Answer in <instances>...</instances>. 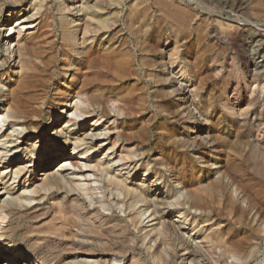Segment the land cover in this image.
Returning <instances> with one entry per match:
<instances>
[{
	"label": "bare ground",
	"instance_id": "obj_1",
	"mask_svg": "<svg viewBox=\"0 0 264 264\" xmlns=\"http://www.w3.org/2000/svg\"><path fill=\"white\" fill-rule=\"evenodd\" d=\"M27 1L0 0V21L5 22L0 40L8 45L7 53L0 51V264L26 260L27 264H206L205 254L211 248L239 262L243 241H229L214 216L199 211L204 204L222 202L217 197L219 181L202 180V171L217 169L215 164L222 159L219 153L212 162V150L240 147L238 141L218 134L217 146H196V138L194 146L188 138L171 135L156 139V145L165 148L159 157L152 158L146 149L154 135L151 122H142L148 101L142 62L148 65L150 59L142 54L146 45L142 26L152 19L151 7L138 8L141 1L135 0L127 15V31L121 27V0H110L115 6L109 8L99 0H38L37 5L32 0L30 9L22 7L16 14L5 9L7 4L21 6ZM161 1L159 14L166 22L189 32L193 19L189 7H170ZM242 2L227 8L231 20L249 6ZM16 17L21 21L18 26L11 23ZM25 24L31 25L24 32ZM32 24L35 30H30ZM247 31L230 39L248 45L251 73L264 72V54L258 57L264 49V30L252 26ZM168 62L167 71L161 67L154 72V80L166 88L178 82L180 72L174 69L176 59ZM186 68L181 69L183 80ZM179 83V92L191 96ZM167 90L169 95L175 93ZM224 96L221 110L231 109L232 115L217 125H237L238 97L228 91ZM200 116L193 124L200 122ZM80 125L91 128L78 129ZM45 129H50L47 136L42 134ZM194 150L195 158L190 154ZM98 152L114 157L107 161L92 157ZM180 152L189 155L179 158ZM64 161L57 172L50 171ZM67 164L80 176L64 174ZM142 175L144 179L139 178ZM148 176L155 177L159 186L169 182L174 193L156 198L163 188L153 193ZM175 184L183 191H177ZM170 212L181 222L169 220ZM172 232L182 239L186 253L179 252ZM74 252L82 253L81 258L67 261Z\"/></svg>",
	"mask_w": 264,
	"mask_h": 264
},
{
	"label": "rangeland",
	"instance_id": "obj_2",
	"mask_svg": "<svg viewBox=\"0 0 264 264\" xmlns=\"http://www.w3.org/2000/svg\"><path fill=\"white\" fill-rule=\"evenodd\" d=\"M31 1L32 0H28L21 6L10 3L5 6V9H9L16 14L22 7L25 8L26 6V8L30 9L31 4L29 2ZM35 1L37 2H35L34 5H37L38 0ZM134 1L135 0H121V5H119L120 7L118 6L122 11L121 27H124L127 31H129L128 24L130 21V18L127 20V17H129L127 15L135 8L133 6ZM140 1L141 3L138 8L151 7L150 13L152 17V19L148 21L149 24L142 26V41L143 44H146L145 51H142V54L150 58L148 63V65L150 64L149 66L146 64L144 65L142 62V85L144 86V92H146V97L148 99L146 108L144 107L145 109H142V122L148 124L151 122L149 127L154 135L152 137V143L148 145L146 149H150L152 158H155V156L159 157L161 152L163 153V151H165V148L163 150L162 147L156 145V139L158 137H168L171 135L173 138L175 137V139H179L180 137L188 138L191 143H196L197 141L196 146L202 143L204 145L205 143L206 145L208 144V147L217 146L218 134H222L230 141H238L240 147H225L224 150L220 152H218L219 148L212 150V162L215 161L216 155L219 153L222 159L216 162L215 166H217V169L202 171V180L205 183L212 184L216 182V180L217 182L219 181V191L217 194L221 196L217 197L222 199V202L219 206L218 204H204V207H201L199 211L205 212L204 214L206 216L212 214V216H214L213 218H215L213 220H216L215 222L218 224L220 223L221 227L227 231L226 238L229 239V241L241 239L243 241V251L238 262V260L236 261L232 257L227 258L223 256L218 248H211V250L206 248L208 251H206V254L204 253L207 255H204L207 257H204L206 259L204 263L264 264V72H259L261 71L260 69L258 71L259 75L258 73H251V68L249 67L251 65H248L249 62L251 63L247 54L249 53L248 45L245 43L235 44L234 41L230 39L231 36L241 38L242 35L249 33L247 30L252 26L264 30V0L161 1L168 2L167 5L170 7L174 5L189 7L190 13L193 16L191 21L192 27H190L189 32L175 30L166 22L164 15L159 14V9L161 7L159 0L158 2L155 0ZM242 1L248 2L249 6L237 13L238 15L235 21L231 20L226 13L228 10L227 8H230V5L235 6L239 3L241 4ZM99 2L103 8L115 6L113 4L114 0L113 3L110 0H99ZM78 9L77 7L75 11ZM32 12H34V10H32ZM17 18L18 17L11 22L15 23L13 24L14 26H18L21 23V21H16ZM115 18L117 19V17ZM228 23H230V25L234 24L235 26L227 25ZM3 24H5V22L1 20L0 27L3 26ZM35 24H32L30 30H35L33 28ZM30 25H23V31H27V27H30ZM222 25H224L225 28L228 26L227 29H224ZM228 28H230V32L227 31ZM3 32L5 33L6 31L3 30ZM7 47L8 45L1 39L0 51L2 53H7ZM263 54L264 49L259 52L258 57L261 58ZM171 59H176L178 61V65H176L174 69L180 72L176 75L178 82L175 83L172 81L166 88L164 83L160 85L154 80V72H157L161 67L166 68L167 71L168 65H165V62H170ZM247 65L248 67L245 68ZM181 66L187 67L186 72L188 74L187 78L189 79L186 78V80H183L184 77L181 75ZM164 73L167 74L166 72ZM10 74H12V72H10ZM161 76H159L158 79H160ZM164 76H166L164 79L167 78L170 80L169 75L168 77L167 75ZM179 80L182 86L186 87V92L189 94L191 93L193 96L191 95L187 98L179 92L177 88V85H180ZM193 88L195 89L193 90ZM167 89L175 91L173 96L169 95ZM226 91L238 97L235 111H237V115H241L242 118H239L237 125H233V123L230 122L227 124L222 123L218 126L217 121L225 120L232 115L231 109L221 110V102L226 98V96L222 98L221 96ZM2 99L0 95V102ZM179 104H183L184 107L182 106V108H180L181 106L179 107ZM181 109L184 110L186 115H178ZM196 113L197 115L201 114V118L199 119L200 122L193 124L195 117H197ZM63 119L64 118H62L61 122H63ZM191 124L194 126L192 127L193 130L188 132L187 127ZM79 128H83L87 131L91 126L80 125L78 129ZM49 131L50 129H45L42 132L43 136H47ZM59 137H61V134ZM195 143L192 144L195 146ZM166 149L170 151L172 147L170 146ZM71 151L72 147L70 153ZM250 152L252 154H250ZM190 154L195 158L197 150H194ZM188 155L186 154L187 157ZM184 156L185 153L183 154V152H180L179 158ZM251 156L252 158L249 159ZM92 157L107 161L114 156L98 152L93 154ZM253 157H256V160ZM65 158L64 156V159ZM201 160V158H197L198 162ZM66 162L67 161H64L60 163V165L53 166L50 171L57 172L61 165ZM117 165V163L114 164L115 167ZM67 168H69V170L63 171L64 174L70 176L76 175V173H74L75 169H73L72 166L67 164ZM163 169L167 171L165 166H163ZM215 171L222 174L220 176L217 173L214 174ZM141 174L142 171L140 172V175ZM77 175L80 176V174ZM167 177L173 179L172 174L169 172ZM139 178L144 179L145 176L142 175ZM146 179H150L149 182H152L149 187L153 193L157 192V188H163V190L155 196L156 198L158 196L159 198H166L168 195L174 193L173 190L170 189L169 182H164L159 186L157 182H154L156 181L155 177L148 176ZM149 182L146 185H148ZM175 187L177 191H183L181 185L175 184ZM183 198L184 197H182V199ZM161 210L164 211V206H161ZM167 211L168 210H166V212ZM167 215L169 220L173 221L176 219V221L181 222L179 216H177L178 214L170 212L167 213ZM188 227L189 225L187 228ZM186 231L189 232V229ZM172 235L175 239V245L178 246L179 252L186 253L187 251L184 250V246L186 247V245L183 244L184 242L180 239L179 235L176 233L174 234V232H172ZM197 240L200 242L199 238H197ZM81 254L80 252H78V254L74 252L72 255L68 254L69 257L67 256L66 259L67 261L71 259L75 260L77 257L82 256ZM94 258L97 257H93L92 259ZM5 259L6 258L2 259L1 262L5 263ZM196 261L197 260H195L194 263ZM27 263L28 261L26 260L22 261L20 264Z\"/></svg>",
	"mask_w": 264,
	"mask_h": 264
}]
</instances>
